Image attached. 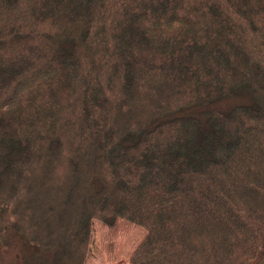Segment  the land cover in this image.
Segmentation results:
<instances>
[{
	"label": "trees",
	"instance_id": "16d2710c",
	"mask_svg": "<svg viewBox=\"0 0 264 264\" xmlns=\"http://www.w3.org/2000/svg\"><path fill=\"white\" fill-rule=\"evenodd\" d=\"M117 219L130 264L256 258L264 0H0V246L86 264Z\"/></svg>",
	"mask_w": 264,
	"mask_h": 264
},
{
	"label": "rangeland",
	"instance_id": "374dc122",
	"mask_svg": "<svg viewBox=\"0 0 264 264\" xmlns=\"http://www.w3.org/2000/svg\"><path fill=\"white\" fill-rule=\"evenodd\" d=\"M245 100L234 96L212 105L225 110ZM202 109L198 108L194 111L199 113ZM93 226L90 253L86 264H130L132 252L146 235L144 228L123 219H117L112 226L95 220ZM31 249L32 247L21 236L11 231L8 243L0 246V264H25V254ZM248 264H264V243L256 258Z\"/></svg>",
	"mask_w": 264,
	"mask_h": 264
}]
</instances>
